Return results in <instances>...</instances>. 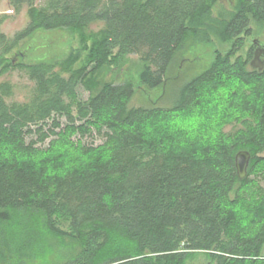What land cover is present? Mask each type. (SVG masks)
<instances>
[{"label":"trees","instance_id":"obj_1","mask_svg":"<svg viewBox=\"0 0 264 264\" xmlns=\"http://www.w3.org/2000/svg\"><path fill=\"white\" fill-rule=\"evenodd\" d=\"M35 2L10 0L30 19L13 38L0 17V77L36 85L9 103L0 83V264H264V71L249 65L264 0ZM65 31L64 53L25 62L22 41L45 48ZM215 42L172 108L130 107L138 86L171 80L179 54ZM132 64L137 83L116 81ZM93 133L102 144L83 142Z\"/></svg>","mask_w":264,"mask_h":264},{"label":"rangeland","instance_id":"obj_2","mask_svg":"<svg viewBox=\"0 0 264 264\" xmlns=\"http://www.w3.org/2000/svg\"><path fill=\"white\" fill-rule=\"evenodd\" d=\"M52 1H63V0H36L35 5L38 7L46 6ZM224 7L228 10L230 9V3L232 0H220ZM28 9L24 7L20 11H16L10 5V0H0V17L8 16L4 24L2 25V31L9 37L13 38L18 32L25 29L29 23ZM102 27V24H96L92 26V29L98 30ZM254 35L252 36V41H257V43H264V32L260 31L256 25L254 26ZM47 37V36H46ZM42 39V43L46 44L45 48H37L39 46V41L34 44L30 39L24 40L20 43L19 49L26 54L27 63H33L37 58H42L43 55L46 57L56 56L58 54L64 53L66 49H63L67 42L70 41L71 36L69 33L61 32L56 35H52V38ZM40 40V39H39ZM256 43V44H257ZM35 45V46H34ZM34 46V47H31ZM216 48H220V45L215 42L210 46H199L196 51L193 53H181L177 57V62L174 63L169 74V80L165 86H161L155 90H147L144 87L138 86L136 94L133 96L130 107H159L162 109L172 108L175 105L177 99V92L181 86L185 83L192 80L194 77L200 75L204 72L213 61V51ZM250 50V44L246 45L245 48L240 51V55L246 57L247 52ZM18 51V48L16 49ZM255 51V50H254ZM132 62L138 64L139 55H132L130 57ZM187 60V61H184ZM253 57L251 58L249 65L251 64ZM184 61V62H183ZM133 64L130 66L131 71L126 76H120L116 81H126L131 80L137 83L139 76L138 71L133 70ZM181 67L180 77L177 80H172L179 73L178 67ZM8 81L14 86V95L12 98L8 99L9 103L12 102H29L35 92V83L30 80L28 74L24 71H13L7 76L1 78L0 83ZM79 97L82 100H87L89 98V93L86 92L83 88L79 89ZM62 125L67 124V119L65 117H58ZM52 121L48 122L46 130L50 128ZM33 129L36 130L37 126H33ZM38 136L34 135V139H37ZM29 141L31 138L28 139ZM83 142L87 145H99L102 144L103 139L97 133L88 135L84 138ZM48 143V142H47ZM46 143V144H47ZM264 186V183H263Z\"/></svg>","mask_w":264,"mask_h":264},{"label":"water","instance_id":"obj_3","mask_svg":"<svg viewBox=\"0 0 264 264\" xmlns=\"http://www.w3.org/2000/svg\"><path fill=\"white\" fill-rule=\"evenodd\" d=\"M253 42L254 44L257 43V41H253ZM262 53H264V50H260V47L257 48V50L255 51L254 59L251 62V66L254 69H259L255 65V63L262 57L261 56ZM250 160H251V154L248 151L239 152L235 158L237 172L241 180H243L248 174V167L250 164Z\"/></svg>","mask_w":264,"mask_h":264},{"label":"flooded vegetation","instance_id":"obj_4","mask_svg":"<svg viewBox=\"0 0 264 264\" xmlns=\"http://www.w3.org/2000/svg\"><path fill=\"white\" fill-rule=\"evenodd\" d=\"M260 47V50H264V43H257L256 44V47H255V51L257 50V48ZM255 51H254V55H255ZM262 52V51H261ZM262 57L256 61L255 65L257 66V68H259L258 70L259 71H264V53H262L261 55ZM253 59H254V56H253ZM251 66V64H250ZM252 67V66H251ZM253 68V67H252ZM254 69V68H253Z\"/></svg>","mask_w":264,"mask_h":264},{"label":"crops","instance_id":"obj_5","mask_svg":"<svg viewBox=\"0 0 264 264\" xmlns=\"http://www.w3.org/2000/svg\"><path fill=\"white\" fill-rule=\"evenodd\" d=\"M263 256H264V249H263Z\"/></svg>","mask_w":264,"mask_h":264}]
</instances>
